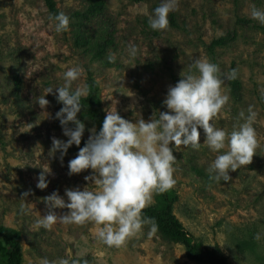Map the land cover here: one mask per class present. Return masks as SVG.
Listing matches in <instances>:
<instances>
[{"label": "rangeland", "instance_id": "obj_1", "mask_svg": "<svg viewBox=\"0 0 264 264\" xmlns=\"http://www.w3.org/2000/svg\"><path fill=\"white\" fill-rule=\"evenodd\" d=\"M55 2L70 19L63 33L55 31L45 0H0V225L22 233V264H40L45 257L80 259L81 264H198L187 258L182 244L166 242L157 232L150 235L149 225L119 248L98 239L100 226L92 222L36 228L47 212L44 197L53 191L63 196L66 188L98 190L85 179L91 169L68 175V161L97 126L78 113L85 124L81 145H72L63 161L59 151L50 155L53 137H68L55 116L63 105L55 95H45L46 89L63 86L64 73L79 67L73 89L84 88L87 95L92 77L105 114L116 108L131 122L149 121L169 111L162 103L168 87L185 73L198 74L192 67L198 59L219 66L221 90L229 96L215 126L230 133L251 111L258 146L249 165L230 171L229 182L209 178L208 168L220 153L206 146L202 129L198 150L174 149L176 183L169 191L178 199L173 213L206 247L218 246L230 264H264V24L250 16L253 6L264 10V0H179L168 15L178 27L160 31L150 28L149 17L164 0H105L104 11L89 21L74 15L86 9L87 1ZM105 31L111 32L112 44L102 60L93 59L91 45ZM220 36L228 37L227 44L210 52L207 45ZM132 45L135 57L129 52ZM110 54L115 63L109 62ZM233 69L239 81L236 93L227 79ZM44 95L49 104L41 109L38 101ZM68 126L74 127L72 122ZM49 167L48 186L39 189L38 176ZM234 240L245 247L238 248ZM5 261L0 243V264Z\"/></svg>", "mask_w": 264, "mask_h": 264}, {"label": "clouds", "instance_id": "obj_2", "mask_svg": "<svg viewBox=\"0 0 264 264\" xmlns=\"http://www.w3.org/2000/svg\"><path fill=\"white\" fill-rule=\"evenodd\" d=\"M179 0H164L153 10L149 26L154 31L165 30L169 26L168 15L178 6ZM250 16L264 24V10L252 7ZM55 31H68L70 19L63 12L52 17ZM130 55L136 56L134 45L129 48ZM109 62L115 63V54H110ZM135 66V65H133ZM197 73L181 75L175 85L169 86L163 104L169 111L159 112L158 118L145 121L143 118L131 122L116 110H109L97 132L91 129L83 147L68 161V175L79 174L84 170L92 172L86 180L94 181L97 191L86 187L66 188L64 195L58 191L44 197L46 214L36 221L37 230L41 227L51 230L57 222L84 225L92 222L99 227L97 237L109 247L125 246L129 239L142 234L145 225L150 226V235L157 231L155 219L145 217L143 209L150 206L154 193H164L176 183L174 178L176 156L181 146L199 149L200 129L205 134L206 146L220 153L208 168L209 178L217 182L232 180L234 172L252 162L258 146L257 134L253 127L255 113L250 114L244 123L232 132L215 126V119L222 114L229 96L222 93L224 79L217 64L208 60H195ZM79 67L64 73V84L49 87L46 94H53L62 107L55 116L59 119L63 134L68 139L53 137L50 155L60 152L63 161L67 150L81 145L85 124L78 118L82 108V97L86 89H73L74 81L81 75ZM235 69L227 79H235ZM55 89V92L53 91ZM45 95L38 101L41 109H46L49 101ZM46 112V111H45ZM49 114L47 113V116ZM243 118L244 113H240ZM72 122L74 127H69ZM226 151H222L225 150ZM44 169L38 176L37 187L45 189L49 181ZM25 193L24 196H27ZM56 209H67L58 214ZM260 236L257 234L256 239ZM40 264H81L80 259L57 258L55 261L41 258ZM86 264V261L84 262Z\"/></svg>", "mask_w": 264, "mask_h": 264}, {"label": "trees", "instance_id": "obj_3", "mask_svg": "<svg viewBox=\"0 0 264 264\" xmlns=\"http://www.w3.org/2000/svg\"><path fill=\"white\" fill-rule=\"evenodd\" d=\"M88 5L83 11H76V17L89 21L96 15H100L105 8V0H85ZM51 14L54 16L61 13L56 6L55 0H45ZM169 26L178 27L174 16L171 15L169 19ZM262 28V27H261ZM228 42L227 36H220L213 39L207 48L212 52L216 47L224 46ZM112 44L111 32L105 31L99 33L91 45V55L93 59L102 60L107 53L108 48ZM18 79L14 76V79ZM231 83V90L236 93L239 90V81L235 79L229 80ZM88 93L87 97H82L81 111L83 116L89 118L91 123L97 126V132L102 127L103 120L106 116L105 111L101 108L99 98V85L92 78L88 79ZM85 143V141L83 142ZM178 197L175 193L169 190L164 193H157L155 206H148L143 209L145 217H152L155 219L157 225V233L166 242L174 244H182L186 249V256L188 259L198 264H230L227 256L221 251L218 246L214 248L206 247L203 242L195 238L190 231H188L178 218L173 213V204ZM238 248L243 249L244 242L234 240ZM22 233L14 228L0 225V243L3 245V251L6 256V261L1 264H22Z\"/></svg>", "mask_w": 264, "mask_h": 264}]
</instances>
